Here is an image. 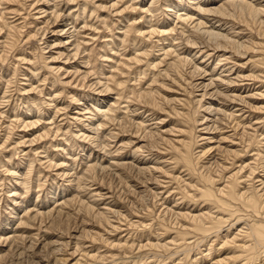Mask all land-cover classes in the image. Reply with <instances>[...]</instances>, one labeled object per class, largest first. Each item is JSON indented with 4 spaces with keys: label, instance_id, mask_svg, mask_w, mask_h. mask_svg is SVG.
<instances>
[{
    "label": "rangeland",
    "instance_id": "obj_1",
    "mask_svg": "<svg viewBox=\"0 0 264 264\" xmlns=\"http://www.w3.org/2000/svg\"><path fill=\"white\" fill-rule=\"evenodd\" d=\"M86 1L0 0V237L21 234L3 245L6 259L0 264H245L243 258L226 262L233 252L238 255L236 249L210 250L208 244L221 238L202 235L177 215L206 211L208 202L192 189L198 180L174 146L192 142L190 155L204 169L214 166L216 147L229 145L227 137L239 131L236 118L264 132V79L252 76L254 70L264 75V64L250 63L248 53L217 49L201 33L198 45L186 44L198 16L183 25L177 17L195 12L194 0L184 8L169 0L175 3L170 10L166 0ZM177 8L182 9L176 14ZM211 14L205 19L226 17ZM237 20L221 22L236 25L237 39L248 42L257 35V28ZM162 26L174 28L177 51L201 67L192 74L194 62L188 65L179 84L164 74L169 41L152 30ZM60 29L63 34H55ZM67 41L72 44L62 45ZM223 52L234 58L217 64ZM257 54L264 58V52ZM236 75L245 77L226 83ZM219 76L226 78L220 88L208 86ZM162 83L173 86L162 88L171 101L163 100V110L138 98ZM227 94L245 96L246 103ZM263 145L245 152L246 163ZM203 146L215 149L198 164ZM100 213L107 221L98 220ZM181 231L186 242L179 239ZM198 239L205 240L200 248Z\"/></svg>",
    "mask_w": 264,
    "mask_h": 264
},
{
    "label": "bare ground",
    "instance_id": "obj_2",
    "mask_svg": "<svg viewBox=\"0 0 264 264\" xmlns=\"http://www.w3.org/2000/svg\"><path fill=\"white\" fill-rule=\"evenodd\" d=\"M84 1H86V0H84ZM188 1L178 0V4H179L178 6H180V7L185 6L184 3L187 4ZM194 1H196V4H194L192 1L191 2L194 4L193 6H195L194 7L195 12L194 11H191V13H189V12L184 13L183 12L182 14L181 13L178 14V17H177L178 19L180 18L182 20V25H183L185 23L195 22V20H194L195 16H198L197 17L198 21L195 24L191 23L192 24L191 28L193 26V29H195V30L191 29L193 31L188 33V35H186L187 36L185 38L186 44H189L191 46H194V45L196 46V45H198L197 39L200 38L201 36H204L203 39H205V37H206L210 41L215 42L216 47H218L217 49L221 48V49L226 50L227 48H231L234 52H238L240 55H243V54L245 55L248 53V57L250 56L248 61H250V63L252 62L253 65L254 64L258 65L259 63L264 64V58L262 56L260 57L257 54L258 52H259V54L264 52V4H262L261 2H258L260 0H215L214 3L212 2L213 0H207L204 2H203V0H194ZM166 2H167L166 6L168 8L172 6L171 5L172 2L169 3V0H166ZM209 2H210V4H208ZM256 2H258V3H256ZM45 3H46V1H45ZM172 4L174 6L175 3H172ZM182 8H184V7H182ZM182 8H177L176 12L174 11V13L177 14V12H179L180 9H182ZM168 10H170V8ZM189 10H191V9H189ZM208 13L219 14L220 16H226L228 18L230 17V18H233V20L238 19L241 22H244V24H246V26H248V28L251 27V30L252 29L254 30L255 28H257L256 30H254L257 32V35L251 36L250 39L248 40V42L241 40V38L237 39V37H234V33H232V30L235 28L236 25L234 26L230 23H229L230 25H228V22H225V21H224V23L221 22L222 19H224L226 17L220 19V18H218V15H217L218 19L215 22L208 21L207 19H205L206 17H204V15L207 16ZM58 16L59 15H57V17ZM214 18H216V16ZM3 25H6L5 22ZM187 27H188L187 25L181 27L182 28L181 32H180V34H182L181 39H182V36L185 35L189 31V29ZM253 27H255V28H253ZM9 29L11 30L12 27H9ZM152 30H154V32L161 34L160 36H162L165 40H167V42L169 41L166 49L165 48H163V49H165L164 50L165 57L166 58L170 57L169 58L170 61H168L169 62L168 66L165 67L163 70L165 72L164 74L166 76L170 77V79H171L170 81H172L174 84H176V83L179 84L182 81L184 69L186 67H188V65L192 64V62H194V66H190L193 68V71L191 70V72H193L192 74L198 73L197 71H199L201 69V67L199 68L200 64L195 62V59L193 58V56L189 58V54L188 55H182L181 52L179 53L177 51L176 47L180 44H178V45L175 44V41L179 35L175 37V34H174L175 32L173 33V31H175L174 28H171V27L168 28L167 26H162L160 28L159 27L158 28L157 27L152 28ZM152 30H151V32H152ZM61 31H62L61 29L59 31H55V34H57V35L59 33L63 34V32H61ZM233 31H235V30H233ZM200 33H201V35L199 37ZM235 35H237V34H235ZM3 38H4V36H3ZM209 40H208V42H210ZM61 41H62V39H61ZM1 42H3V41H1ZM61 43H63V42H60V44ZM67 44H70V42H68V41L64 42L62 45L65 46ZM71 44H72V42H71ZM0 45H2V44H0ZM75 49L76 48H74V50ZM77 50L79 51V48L75 50V54L78 53ZM202 52H204V51L202 50ZM250 52H256V53H251L252 55H250L249 54ZM75 54H74V56H76ZM229 54H230L229 52H223L222 54H219L218 55L219 57L217 58L218 60L216 59L217 64L219 61H222L224 59L231 60L232 58H234L232 56L233 54L232 55H229ZM60 55H62V54L60 53ZM208 56H210V55H208ZM0 60H2V59L0 58ZM159 63L162 64L161 61ZM201 63H203V62H201ZM241 64H243V63H241ZM155 65H157V63ZM58 69H60V68H58ZM260 71L262 73H264V70L261 69ZM253 72H254L253 74H255V75H252V76H255L254 78L257 77L256 79H258V78L264 79V75H256L255 70ZM222 76H219V79H220V80L218 79L219 81H217L216 79L213 80V78L209 79L210 83L208 84V86L214 85L216 88L217 87L220 88V85H222V82L224 83L227 81L226 83H228L230 85L231 83L238 82V80H240V77H245V76H241V75H236L237 76L236 78H230V79L228 78V80L224 81L226 78L224 79ZM228 77H230V76L228 75ZM241 79H243V78H241ZM156 82H157V79L154 80L153 83H156ZM120 84L121 83H119V85ZM171 87H173V86H170L169 83H164V84L162 83L161 86L159 85V87L158 86L152 87L150 91L141 92V93L139 92L138 98H140V100L146 101V103L149 104V106L163 110V107H161L164 105L163 100H166L168 102V100L170 101V99L165 98V96L163 95L162 88L170 89ZM102 91H104V88ZM216 91H218V90H216ZM217 94H219V93H217ZM226 96L229 98H232L234 100L240 99L241 101H244L245 103L247 100V98L245 96L243 97L240 95H239L240 98L237 97L238 95H233L232 97H230L231 95L227 94ZM33 100H34V98H33ZM200 108H201V106H200ZM211 108H212V105L210 103V105L208 106L207 109L209 111H212L213 109L211 110ZM252 108L258 109L259 107H258V105H253ZM100 110H101V108H100ZM236 120H237L236 123H234V125L236 127L235 129H237V128H240V129H239V131L237 130L238 132L233 134L234 137H230L227 135L228 136L227 138H231V143L229 142L230 144L224 146V148H222L223 146H218V148L216 147L217 153H214L215 155L212 154L214 156V166L213 167L216 166L215 169H213L212 165H209L210 167L208 165H205L204 169H203L204 164L202 165V167H199V168H197L195 166L196 163L194 162V159H193L194 157L192 158V156L190 155L192 142L184 140V141H180L182 143L179 145L170 142V144H172V145L175 144L174 147L181 154V159H183V161L189 166L192 174H194V176L196 178L195 180H198L196 182L197 183L196 185L193 184L194 188H192V189L198 190L200 192L201 197H202L201 199L203 200V202H208L207 203L208 209L206 211H202L201 213H197V214H193V215L192 214L189 215L187 213L184 214L182 212V214L179 213L177 215H179L183 218H187V220L191 221L189 223L190 224L189 226L190 227L192 226L194 228V230L198 231L199 233H202V235L205 234V236H209V234L215 233V234H217V235L214 234L215 236L221 238V239H219L220 241L218 240L219 242H214V243H209V244H208V240H207V244H208V247H210V250H213L212 249L213 247L216 248L217 245H220L219 247H221V248H219V249H222V248L223 249L224 248H227V249L233 248V250L236 249L238 252V255H235L236 252H235V254L233 252V255L231 257L225 258L226 262L227 261L229 262L230 259H233V260L236 259V261H237V259L243 258L246 261L245 264H264V173H263V175H261V174L259 175L258 171H260V170L257 171V169L259 167H261L262 169L264 167V150H262V151L260 150L255 155L252 154L251 157L248 158V159H251L254 155V157L252 158L253 162L246 163L247 159H245V157H246L245 152L247 150L249 151L250 149L260 148L259 146L263 145L262 142H263L264 138H262V137L264 135V132H261V133L258 132L257 126L255 127V125H252V126L250 125L251 128H249V126H245L246 124L243 123L242 121H239L237 118H236ZM32 122L30 121L31 125H32ZM141 123H142V121H141ZM143 124H144V122H143ZM234 125H232V126H234ZM215 126H216V124H215ZM217 129H218V126H217ZM171 133H172V131H171ZM211 138H208V140H211ZM227 140H230V139H227ZM222 141H224V138ZM220 142H219V144H220ZM234 144H237V145H234ZM213 149H215V148L214 147L207 148V146H203V148L198 152V156L195 158L196 161H198L197 163L200 164L199 161H201V159H203L204 156L207 153H210ZM263 149H264V145H263ZM208 155L209 154H207V156ZM212 155H211V157H213ZM89 169H90V171H92L95 169V166L91 165L89 167ZM140 169H142V168H140ZM147 169H149V168H147ZM262 172H264V171L262 170ZM256 173H258L257 175H259V176H257ZM217 178H218V180H217ZM218 182H220L221 184L219 185ZM16 194H18V193H16ZM184 196L186 198H193V195L190 194V197H189L187 192L185 193ZM234 203H238V204L242 205V207L244 206V208L247 209L248 213H245V215H244V213L240 214L239 210L235 209ZM17 204L19 205V203H17ZM86 206H87V204H86ZM214 210H216V211H214ZM237 213H239V214L237 215ZM179 216H178V220H179ZM97 217H98V220L101 222L107 221L106 220L107 217L103 213L98 214ZM225 224H226V228L224 229ZM182 226H183V224H182ZM239 226H241V227L237 228ZM5 229H7V228H5ZM20 229H22V228H20ZM183 230L186 231L185 229H183ZM223 230H224V234H223ZM235 230H236V232H235ZM184 231H181L178 234L179 239L182 240V242L183 241L186 242V240H187V237H185L186 232H184ZM17 235H19V234H17ZM17 235H8L5 237H0V260H3V258H5V256H6V253L3 254V251H4L3 245H5V243H7V242L12 243L13 241H15V239L17 238L16 237ZM206 239H207V237H206ZM204 242H205L204 239L203 240L198 239V242L196 244V246H197L196 248H200ZM153 245H157V244H152V246ZM12 247H14V246H12ZM181 250L183 251L184 254L188 253L187 250H183V249H181ZM6 252H8V251H6ZM243 254H245V255H243ZM8 255H9V253H8ZM60 260H62V259H60ZM196 260L197 259H195V261ZM221 261H219V262H221Z\"/></svg>",
    "mask_w": 264,
    "mask_h": 264
}]
</instances>
